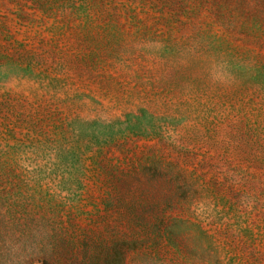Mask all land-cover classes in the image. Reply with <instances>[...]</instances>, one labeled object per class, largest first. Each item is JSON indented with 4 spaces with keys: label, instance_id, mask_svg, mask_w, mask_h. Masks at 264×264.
I'll return each mask as SVG.
<instances>
[{
    "label": "rangeland",
    "instance_id": "374dc122",
    "mask_svg": "<svg viewBox=\"0 0 264 264\" xmlns=\"http://www.w3.org/2000/svg\"><path fill=\"white\" fill-rule=\"evenodd\" d=\"M0 264H264V0H0Z\"/></svg>",
    "mask_w": 264,
    "mask_h": 264
}]
</instances>
